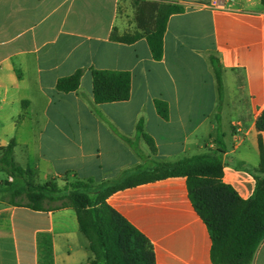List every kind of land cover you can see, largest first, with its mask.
Returning <instances> with one entry per match:
<instances>
[{"label": "crops", "instance_id": "obj_1", "mask_svg": "<svg viewBox=\"0 0 264 264\" xmlns=\"http://www.w3.org/2000/svg\"><path fill=\"white\" fill-rule=\"evenodd\" d=\"M162 1L183 10L169 15L155 60L144 37L110 38L113 29L137 30V0H0V146L14 141V160L40 182L91 180L95 189L162 162L216 153L223 181L242 198L252 195L264 176L257 171L264 132L256 129L264 109V0ZM79 69L76 90L57 88ZM93 69L129 71V98L96 103ZM156 98L167 102V119ZM106 201L151 241L156 264H214L184 176L124 187ZM93 257L73 208L0 200V264H91ZM251 264H264V239Z\"/></svg>", "mask_w": 264, "mask_h": 264}, {"label": "trees", "instance_id": "obj_2", "mask_svg": "<svg viewBox=\"0 0 264 264\" xmlns=\"http://www.w3.org/2000/svg\"><path fill=\"white\" fill-rule=\"evenodd\" d=\"M182 10L183 6L175 2L137 0V30L118 33L113 29L110 38L131 43L144 37L153 59L159 60L163 55L167 19L170 14ZM214 71L220 93L221 70L218 62L214 64ZM81 73L79 69L60 78L57 88L65 92L76 90ZM130 86L129 71L92 70V93L96 103L127 100ZM154 105L157 113L167 119V102L156 98ZM256 129L264 132V109L256 120ZM137 131L151 151H155L153 139L143 132L141 124L137 126ZM14 146V141L0 146V170L14 177L12 182H8V201L33 210L73 208L79 230L86 237L94 256L91 264H156L151 241L110 206L106 199L118 189L167 176L186 178L189 199L210 235V258L214 264H251L258 245L264 239V176L257 179L252 195L242 198L232 185L223 181V162L216 153H201L174 162H162L153 169L119 181L103 182L94 191H86V182L77 180L68 184V192L61 193L56 178L39 184L25 181L22 177L32 176L35 172L14 160ZM258 147L260 160L257 171L264 173V137L260 134ZM54 201L59 203L51 204Z\"/></svg>", "mask_w": 264, "mask_h": 264}, {"label": "rangeland", "instance_id": "obj_3", "mask_svg": "<svg viewBox=\"0 0 264 264\" xmlns=\"http://www.w3.org/2000/svg\"><path fill=\"white\" fill-rule=\"evenodd\" d=\"M1 151L2 150L0 149V152ZM157 165H155L154 167H156ZM153 168H151V169H153ZM22 178L25 181H32L35 184L43 183V182H40L37 179L36 174H33L32 176L25 175ZM13 180H14V177L11 174H8L7 172H5L3 170H0V200H9V198H10V189H9L8 182H10V181L12 182ZM74 181H77V179L71 181L67 177H62L59 181H57L58 186H59V188L61 190V193L68 192L69 191V185L68 184H70V183H72ZM83 181H85L86 184H87V187L85 188L86 191H94V189H93L94 185L92 184L91 180H83ZM58 203H59L58 201L51 202V204H58Z\"/></svg>", "mask_w": 264, "mask_h": 264}, {"label": "built area", "instance_id": "obj_4", "mask_svg": "<svg viewBox=\"0 0 264 264\" xmlns=\"http://www.w3.org/2000/svg\"><path fill=\"white\" fill-rule=\"evenodd\" d=\"M211 4H212L213 7H218L219 6V3L217 2V0H212Z\"/></svg>", "mask_w": 264, "mask_h": 264}]
</instances>
